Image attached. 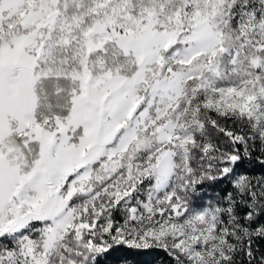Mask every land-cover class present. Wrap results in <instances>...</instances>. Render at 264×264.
<instances>
[{
  "label": "snow or ice",
  "instance_id": "snow-or-ice-1",
  "mask_svg": "<svg viewBox=\"0 0 264 264\" xmlns=\"http://www.w3.org/2000/svg\"><path fill=\"white\" fill-rule=\"evenodd\" d=\"M0 264H264V0H0Z\"/></svg>",
  "mask_w": 264,
  "mask_h": 264
}]
</instances>
